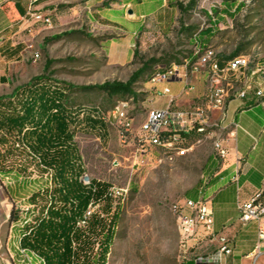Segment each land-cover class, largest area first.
<instances>
[{
	"label": "rangeland",
	"instance_id": "rangeland-1",
	"mask_svg": "<svg viewBox=\"0 0 264 264\" xmlns=\"http://www.w3.org/2000/svg\"><path fill=\"white\" fill-rule=\"evenodd\" d=\"M19 1L24 15H19L11 0H0V45L12 35L13 28L20 26L8 42L24 48L8 63V59L0 56V98L43 78L68 87L70 106L94 108L100 111V117L103 113L109 120L115 104L125 101L132 128L124 140L120 138V130L111 125L98 136L88 129L81 130L74 139L85 173L82 183L95 180L114 190L124 188L118 191L122 194L118 200L120 215L106 264H181L182 235L171 208L179 200L197 195L195 191L202 177L209 173V157L214 155L218 130L212 137L188 136L185 141H192L191 144L205 139L185 154H175L173 145L165 146L166 155H162L160 165L136 168L137 129L149 109L163 107L167 101L155 94L156 88L149 82L183 60H196L197 52L205 48H212L221 60L239 50L238 55L247 57L253 70L248 78L264 79V0H163V6L160 0H42L35 4ZM143 11L146 15L137 22L139 32L132 36L129 55L114 62L109 60L108 43L123 44L128 39L125 34L135 27V16ZM6 27L12 32L5 33ZM184 28L192 30L187 33L182 31ZM150 60L154 62L149 63L145 74L134 84L137 100L108 99L98 90H83L105 82L124 83L142 63ZM169 87L175 90L180 86L171 83ZM189 97L177 98L174 107L187 106L192 98ZM15 143L0 147V157L4 154L7 166L29 156L16 148ZM28 169L23 177L42 175L34 165ZM14 180L2 177L0 181V187L14 200L8 203L13 204L22 198ZM38 187L31 181L23 205H38L36 201L27 202ZM13 225L1 214L0 247L2 244L6 256L11 249L8 235L16 233ZM215 248V244L204 240L190 252L205 254Z\"/></svg>",
	"mask_w": 264,
	"mask_h": 264
},
{
	"label": "trees",
	"instance_id": "trees-1",
	"mask_svg": "<svg viewBox=\"0 0 264 264\" xmlns=\"http://www.w3.org/2000/svg\"><path fill=\"white\" fill-rule=\"evenodd\" d=\"M11 1L19 15H23L25 11L20 1ZM162 1H159L160 5ZM177 7L183 12L186 9L181 4H177ZM191 30L192 28H184L182 31L188 33ZM21 50L22 45H17L8 55L12 57ZM238 52L236 50L222 60L236 57ZM152 62L154 61L142 63L124 83L105 82L85 87L83 90H98L108 99L137 100L134 84L145 74ZM158 75L160 74L155 76ZM68 91V87L61 83L37 78L16 89L10 96L0 98V147L13 145L21 140L32 154V158L23 156L22 160L12 166H7V159L1 154L0 173L4 175L3 178H14L16 187L23 193L29 192L31 181L36 185H43L27 198V202H38L37 211L32 213V221L24 223L22 228L15 227V231L20 230L22 247L42 256L46 264H68L75 238L77 249L90 253L82 264H106L119 220L120 204L112 200L110 185L95 180H90L88 186L82 183L81 177L85 173L74 142L81 130L88 129L96 132L98 136L106 125L100 119V111L70 106ZM31 165L42 175L46 169L52 171L50 186L47 180L42 182L41 176L23 177ZM206 176L210 177L209 173ZM211 181L212 179L208 186ZM195 197L194 194L189 196L192 199ZM93 200L102 203L103 217L93 214L84 231L76 223L86 214ZM9 220L10 223L16 221L13 209L10 211ZM96 245L97 252H94ZM183 263L193 264L191 260Z\"/></svg>",
	"mask_w": 264,
	"mask_h": 264
},
{
	"label": "built area",
	"instance_id": "built-area-1",
	"mask_svg": "<svg viewBox=\"0 0 264 264\" xmlns=\"http://www.w3.org/2000/svg\"><path fill=\"white\" fill-rule=\"evenodd\" d=\"M41 0H29L31 4ZM262 66V65H261ZM157 67V66H156ZM264 70V66H262ZM253 71L250 63H241V55L221 60L218 55L213 54L212 48H205L197 52L196 60H190L181 67H171V71L163 76L155 78L149 83L154 86L155 94L166 97L167 101L163 107L148 110L144 121L139 125L135 134V162L136 168L160 165L165 154V145L175 146V154L189 152L193 145L202 142L179 141V133H190L201 126H214L218 130L217 147L214 151L216 160L223 161L228 155V149L224 144L225 137H234L235 132L240 129L237 122L228 121L227 108L231 101L243 99L249 93L260 100L264 105V90L258 88V84L247 83V76ZM264 78V77H262ZM195 81H201V90H197ZM178 82L180 89L178 94L173 95L169 84ZM195 94L185 107L175 108L174 104L179 97H189ZM109 118L102 113L100 119L105 125L115 126L120 130V138L124 140L126 133L132 128V121L127 115V105L124 111L111 114ZM255 142V139L253 140ZM175 156H167L172 158ZM42 179L46 176L40 175ZM211 176H203L196 190V197L184 198L175 204L174 214L182 231V250L179 255L181 263L192 261L193 264H232L234 249L227 236L216 235L214 232V217L211 207V199L207 195L208 182ZM40 187V185H39ZM118 191H124L123 187H115L112 195L114 203L118 201ZM128 195V194H126ZM102 203L93 200L90 204V212L83 219V227L86 222ZM14 210L16 219H23V197L10 203L6 212L9 219L10 211ZM239 222L246 226L249 223L256 224L257 242L253 256V264L264 249V197L258 192L246 201L237 202ZM204 240L215 244L216 248L205 254H192L190 250ZM73 240V246L75 243ZM0 247V264H5V256ZM8 257V256H6ZM74 258H72L73 260ZM71 261L68 262L70 264ZM12 264H20L13 263Z\"/></svg>",
	"mask_w": 264,
	"mask_h": 264
},
{
	"label": "crops",
	"instance_id": "crops-1",
	"mask_svg": "<svg viewBox=\"0 0 264 264\" xmlns=\"http://www.w3.org/2000/svg\"><path fill=\"white\" fill-rule=\"evenodd\" d=\"M160 6H163V4ZM145 15L146 12L143 11L142 14L138 13L135 16V20H133L136 21L135 27L131 32L125 34L128 39H125L126 41L123 44H120L119 41L108 43L109 54L107 57L109 60L114 62L115 60H121L125 55H129L132 36L137 31L139 32L137 22ZM19 28L20 26L14 30L12 35L5 37L4 44L0 45V56H2V59H8L7 63L10 62V59L17 58L24 49L22 47V50L12 57L8 55V53L15 50L17 45H21H13L8 42L18 33ZM9 29V27H6L3 28V31L9 34L11 32ZM120 46L123 48L121 49ZM174 83L180 86L178 82ZM252 83L259 84L260 80L252 81ZM195 86L197 90H201V81H195ZM180 87L171 90L173 95L178 94ZM190 97H195V94H191ZM227 113L228 121L230 123L237 122L240 129L235 132L234 137H225L224 144L228 149V155L223 161L216 160L214 155L209 157L208 167L212 181L206 193L211 199L214 232L216 235L227 236L234 249V257L231 263L253 264L257 242V227L254 223H249L246 226L240 224L237 202L246 201L258 192L262 193V197H264V105L251 92L241 100L231 101ZM201 143H196V145ZM28 170L30 171L31 168ZM3 176L0 173V181ZM19 195L24 197L25 193L19 192ZM9 201H14L12 195L0 187V216L3 213L6 214L10 204ZM9 246L12 248L10 242ZM8 251L9 256L5 258V264H11L12 260L13 263H16V255L13 253V249ZM1 252L6 255L3 250ZM10 258L12 259L10 260ZM255 264H264V249H261V254L256 259Z\"/></svg>",
	"mask_w": 264,
	"mask_h": 264
},
{
	"label": "bare ground",
	"instance_id": "bare-ground-1",
	"mask_svg": "<svg viewBox=\"0 0 264 264\" xmlns=\"http://www.w3.org/2000/svg\"><path fill=\"white\" fill-rule=\"evenodd\" d=\"M44 19H46V18H44ZM40 22H41V20H40ZM213 54L217 55V53L214 50H213ZM189 61H190V59L189 60H183L180 63V65L173 66V67H181V66H183V64H186ZM241 63H249L248 58L245 56H241ZM169 71H171V68L166 70L162 75L153 76L150 81H155V78H157L159 76H163L166 73H168ZM247 83H252L251 79H249L248 76H247ZM258 88L264 90V79L260 80V83L258 84ZM124 105H127V103L125 101L117 102L115 104V106L112 108V114H117L118 112L124 111ZM215 131L216 130H215L214 126H201L199 129H194L190 133H179V141H185L186 138L188 136H191L192 134L209 135L212 137V136H215L217 134ZM217 141H218V139H216L213 143L214 151L216 150V147H217ZM165 146L168 147V146H172V145H165ZM15 147L22 150L25 154L26 153L29 154V156H31V158H32V154L30 153L29 148L27 147V145L23 141L18 140L15 143ZM43 175L46 176L47 179H45V180H47V182L49 183V186H50V183L52 180V171L50 169H46ZM89 182H87V183L83 182V183H84V185L88 186ZM109 193L112 196L113 193H115L114 188L111 187L109 189ZM119 196H122L121 192L120 193L118 192V200L121 199V198H119ZM97 203H99V202H97ZM90 204H89V208H88V211L86 212V214L83 216V218L78 220L76 223L77 227H79L80 229H82V227H83V219H86V217H88V215H89ZM175 204H178V202ZM175 204H173V206L171 208L174 216H175V214H174L173 209H175ZM35 207H36L35 204L27 205V206L23 205V211H24L23 219H20V221H19V219H16V221L13 222V223H15V225H13V227L18 226L19 228H22L24 223L31 222L32 221V213L34 212ZM94 214H97V215H100L101 217H103V214L101 212V207H97V210ZM88 221H89V219L86 222V228L83 229L84 231L87 229ZM177 224H178L179 232L182 235L181 227L179 226L178 221H177ZM19 231H16V233H10L8 235V240H9L10 245L12 247L11 249H13V253L16 255V259H15L16 263H20V264H46V262H45L44 258H42V256H40L39 254H37L36 252H34L32 250L24 249L21 247V234L19 233ZM72 246H73V241H72ZM76 246H77V244L75 242L73 249L71 251L72 256L70 259V261H71L70 264H82L83 260H85V258H88L90 255V253L85 252V251L80 252ZM94 252H97V245L94 249ZM72 258H74V259L72 260ZM11 264H12V262H11Z\"/></svg>",
	"mask_w": 264,
	"mask_h": 264
},
{
	"label": "water",
	"instance_id": "water-1",
	"mask_svg": "<svg viewBox=\"0 0 264 264\" xmlns=\"http://www.w3.org/2000/svg\"><path fill=\"white\" fill-rule=\"evenodd\" d=\"M131 13H132V12L129 10V11H128V14H131Z\"/></svg>",
	"mask_w": 264,
	"mask_h": 264
}]
</instances>
